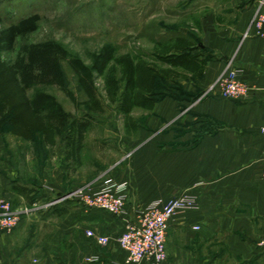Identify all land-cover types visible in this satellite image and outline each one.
Listing matches in <instances>:
<instances>
[{
  "label": "crops",
  "instance_id": "1",
  "mask_svg": "<svg viewBox=\"0 0 264 264\" xmlns=\"http://www.w3.org/2000/svg\"><path fill=\"white\" fill-rule=\"evenodd\" d=\"M262 1L197 0L198 46L217 59L207 63L201 78L179 71L181 98L157 103L153 111L159 117L147 124L155 130L168 123L170 131L140 134L132 161L114 173L113 180L129 186L124 217L88 211L78 202L47 207L48 199L30 204L19 196L12 211L20 222L1 237L0 264H126L127 254L117 243L125 221H135L156 201L185 194L196 197L198 206L170 223L163 264H264V40L243 39L256 14L264 12ZM230 64L251 89L244 100L210 92ZM61 156L56 177L47 172L42 188L45 194L56 190V199L75 188ZM6 171L1 165V193L10 184ZM88 231L109 237L110 244L93 243Z\"/></svg>",
  "mask_w": 264,
  "mask_h": 264
},
{
  "label": "rangeland",
  "instance_id": "2",
  "mask_svg": "<svg viewBox=\"0 0 264 264\" xmlns=\"http://www.w3.org/2000/svg\"><path fill=\"white\" fill-rule=\"evenodd\" d=\"M196 6L197 0H12L0 5L2 29L35 15L40 17V22L37 31L20 39L15 52L6 58L14 60L24 45L56 42L72 57L80 58L88 66L92 65L94 56L108 45L115 49L117 56L130 54L134 58L154 62V54L178 37L189 33L199 43ZM62 68L64 88L48 87L45 90L55 96L67 112L77 119H85L89 113L86 106L88 98L69 62H63ZM117 76H120L119 69ZM183 78L192 79L187 75ZM162 85L165 95L181 98L180 82L168 81ZM96 86L105 112L91 115L92 127L87 133L89 144L81 154V165H71L68 161L64 164L75 182L71 192L94 189L96 184L113 179L118 169L132 161L139 147L134 143L140 134L150 133L152 137H158L171 129V124L165 123L160 128L150 130L148 122L159 117L153 110L135 109L131 120L124 117L118 109L123 84L120 85L116 102L108 97L104 77L97 78ZM174 129L181 133V128ZM161 139L158 148L163 149ZM119 145L123 147L122 150ZM61 155L66 159L63 138L52 150L44 145L39 135L33 141H24L6 130L0 136V166L7 169L10 184L7 190L0 191V201L5 199L11 205H20L22 199L14 191L15 187L20 186L34 188L37 194H32V197L39 202L56 200V190L45 194L42 188L47 186L44 181L47 172L56 177V162L62 158Z\"/></svg>",
  "mask_w": 264,
  "mask_h": 264
},
{
  "label": "trees",
  "instance_id": "3",
  "mask_svg": "<svg viewBox=\"0 0 264 264\" xmlns=\"http://www.w3.org/2000/svg\"><path fill=\"white\" fill-rule=\"evenodd\" d=\"M10 1L0 0V5ZM39 22L40 17L35 15L2 29L0 17V136L6 130L24 141H33L39 135L44 145L52 150L63 138L66 160L78 167L86 135L92 127L91 115L105 112L96 86L98 77L106 79L107 94L113 102H116L123 84L118 109L131 120L135 109L151 111L167 97L162 91V83L176 82L180 78V70L201 78L207 63L217 59L203 51L190 35L191 38L178 37L156 52L154 62L137 59L130 54L117 56L115 49L108 45L94 56L92 65L88 66L56 42L24 45L14 60H7L6 57L15 52L20 39L37 31ZM63 62H69L88 98L86 106L89 113L85 119H77L67 112L56 97L45 90L48 87L64 88ZM69 96L76 102L73 95ZM14 191L30 204L37 201L32 197V194H37L34 188L20 186Z\"/></svg>",
  "mask_w": 264,
  "mask_h": 264
},
{
  "label": "built area",
  "instance_id": "4",
  "mask_svg": "<svg viewBox=\"0 0 264 264\" xmlns=\"http://www.w3.org/2000/svg\"><path fill=\"white\" fill-rule=\"evenodd\" d=\"M264 4V1H262ZM261 38L264 40V12L256 14L250 28L243 39ZM250 87L239 79V71L231 64L222 74L210 92L217 93L224 99L241 101L248 98ZM264 135V126L261 129ZM264 180V170L262 174ZM129 186L113 179L106 180L98 190L80 189L66 196L53 200L47 207H55L63 202H78L88 211H103L113 216L123 218L127 210ZM197 198L185 194L168 202L156 201L144 211L137 213L135 221H125L124 230L117 239L118 245L127 254L126 264L153 263L163 264L168 258L167 238L170 223L186 212L196 209ZM20 222V216L12 211V205L7 200L0 201V243L4 234L12 233ZM264 226V221H263ZM195 230H199L196 227ZM95 244L107 247L111 239L97 235L93 231L86 233ZM264 245V231L261 242Z\"/></svg>",
  "mask_w": 264,
  "mask_h": 264
}]
</instances>
